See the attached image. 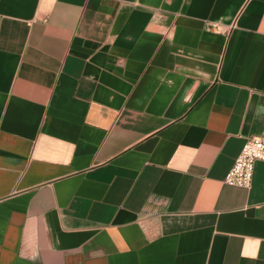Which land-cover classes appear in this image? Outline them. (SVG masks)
Returning a JSON list of instances; mask_svg holds the SVG:
<instances>
[{"label":"crops","instance_id":"crops-1","mask_svg":"<svg viewBox=\"0 0 264 264\" xmlns=\"http://www.w3.org/2000/svg\"><path fill=\"white\" fill-rule=\"evenodd\" d=\"M264 0H0V264H264Z\"/></svg>","mask_w":264,"mask_h":264},{"label":"built area","instance_id":"built-area-1","mask_svg":"<svg viewBox=\"0 0 264 264\" xmlns=\"http://www.w3.org/2000/svg\"><path fill=\"white\" fill-rule=\"evenodd\" d=\"M264 161V133L247 137L238 154L223 177V183L231 186L248 187L252 177L253 163Z\"/></svg>","mask_w":264,"mask_h":264}]
</instances>
